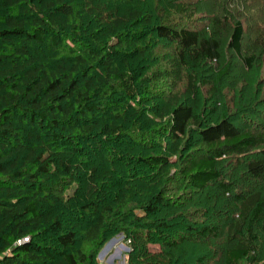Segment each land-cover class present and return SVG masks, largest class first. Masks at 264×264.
I'll return each mask as SVG.
<instances>
[{
    "label": "trees",
    "instance_id": "16d2710c",
    "mask_svg": "<svg viewBox=\"0 0 264 264\" xmlns=\"http://www.w3.org/2000/svg\"><path fill=\"white\" fill-rule=\"evenodd\" d=\"M137 1L115 9L112 0H0V264H98L121 234L133 238L128 264H178L181 245L225 230L223 264H260L264 194L231 199L221 168L234 160L264 183V132L226 111L210 121L214 112L199 114L195 100L174 101L156 127L151 116H165L146 98L158 95L151 85L176 86L185 72L196 97L195 74L220 61L225 41L247 70L264 61V0H211L219 4L211 27L193 2L164 14L158 6L156 23ZM152 33L175 56L146 77ZM70 42L78 50L63 48ZM228 70L217 72L213 96ZM70 182L79 185L73 197L64 196ZM212 186L228 196L225 207L197 198ZM153 243L167 250L151 253Z\"/></svg>",
    "mask_w": 264,
    "mask_h": 264
},
{
    "label": "rangeland",
    "instance_id": "374dc122",
    "mask_svg": "<svg viewBox=\"0 0 264 264\" xmlns=\"http://www.w3.org/2000/svg\"><path fill=\"white\" fill-rule=\"evenodd\" d=\"M182 1L195 3L198 8L196 18L201 19L204 25H210L211 27V21L217 14L216 5H219L216 1L138 0L135 6L144 11L146 16L151 17L154 22L157 23L162 22L160 17H157L155 14V9L158 6H162L164 10L166 9L164 12L162 11V14H164L172 5ZM121 2L122 0H112L110 5H113V8L116 9L115 4L119 7ZM135 32H137V30ZM247 33V39L244 42V49H246V51H248L249 43L253 37L252 32L248 30ZM68 45L69 46L65 45L63 48L65 49L69 47L75 51L78 50L77 45L71 42ZM148 47V57L146 62L144 60V63L146 64H144V67L146 68V74L144 75L146 77H149L153 69L157 70L162 67L166 68L168 61L175 56L174 45L158 38L156 35H153V33ZM221 50L222 56L219 62L212 64L209 63L200 73L198 72L195 74V84L199 88V93L196 97H193L192 93L188 90L186 79L189 72H185L183 81L176 86H173L174 84H171L166 80L159 81L153 86L151 85L155 94L158 95L156 97L155 95L153 97L150 96L152 94L147 96V107H155L157 114H164L165 116L163 119H156V116L152 115L151 117L155 120L154 126L158 127L161 123H166L168 121L169 118L167 114L174 101L194 104L195 100L197 103L199 102V114L202 110H205L207 114L212 111L214 112L213 116L211 115L210 121L216 122L220 120L222 113L226 111L230 115V119L234 121V124H237L244 129H253L264 132V61L262 57H259L253 69L247 70L235 52L229 49L228 41L224 42ZM226 68L229 70L220 81V94L218 96H213L212 87L215 83L217 72L219 70L224 71ZM141 74L142 73L138 75ZM138 81L139 83H142V78ZM143 85H148V83L145 82ZM25 139L28 141L29 137H26ZM27 143L29 145L32 144L31 141H28ZM260 150L261 148L255 149L253 150V153H258ZM155 152L161 153L162 151L155 150ZM239 161L244 162L242 158H239ZM244 170L245 168L243 167V164H239L234 160H227L223 163L221 168V172L223 173L222 179L229 181L232 186V193H230L231 199L236 196L237 193L247 195V197L257 192H262V194H264V183L255 181L254 179L252 180L245 174ZM78 187L79 185L76 182H70L68 189L65 190L64 196L73 197ZM216 191L217 186H212L206 190L205 193L198 194L197 198L203 199V202L210 205L213 204V200L215 199L220 207H225L226 203H228V196L223 194L222 191L221 193ZM178 193H180L178 190L172 192L171 196H177ZM205 195L208 196L209 199H206ZM172 212L171 214H173ZM256 234L258 235L257 243L259 247L260 264H264V230L258 228ZM132 239L133 238H129L123 234L111 237L99 253L96 259L97 263L128 264L127 262L130 253L133 251ZM229 246L225 230L222 236L217 239L206 242L199 241L190 243L189 245H181L174 251V255L178 259V264H187L191 259L194 260L195 258L201 257L205 258L208 262L207 264H223V254ZM145 247H147L151 253H158L167 250L159 243L145 244Z\"/></svg>",
    "mask_w": 264,
    "mask_h": 264
},
{
    "label": "built area",
    "instance_id": "2783aa9c",
    "mask_svg": "<svg viewBox=\"0 0 264 264\" xmlns=\"http://www.w3.org/2000/svg\"><path fill=\"white\" fill-rule=\"evenodd\" d=\"M28 240H25V242H27ZM22 242H18V244H21Z\"/></svg>",
    "mask_w": 264,
    "mask_h": 264
}]
</instances>
